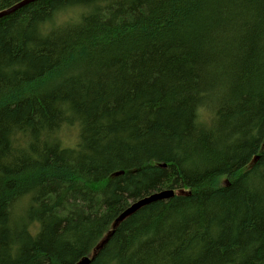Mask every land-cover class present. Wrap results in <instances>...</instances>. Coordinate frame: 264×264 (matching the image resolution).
<instances>
[{
  "label": "trees",
  "instance_id": "16d2710c",
  "mask_svg": "<svg viewBox=\"0 0 264 264\" xmlns=\"http://www.w3.org/2000/svg\"><path fill=\"white\" fill-rule=\"evenodd\" d=\"M93 255L264 264V0H36L0 17V264Z\"/></svg>",
  "mask_w": 264,
  "mask_h": 264
},
{
  "label": "water",
  "instance_id": "95a60500",
  "mask_svg": "<svg viewBox=\"0 0 264 264\" xmlns=\"http://www.w3.org/2000/svg\"><path fill=\"white\" fill-rule=\"evenodd\" d=\"M33 1H36V0H20L19 2L15 3L11 7L0 11V17L3 16V15H6V14L13 13L16 10H18L19 8H21L24 5H26V4L30 3V2H33ZM174 194H175V191L172 190V189H168V190H165V191H162V192L154 193L153 195H151L147 199H145L142 203H139L137 205L138 207H131L130 209L125 211L118 218V221L123 219V218H125L126 216L130 215L136 209H138L139 207L143 206L146 203H150V202L158 200V199H164V198L172 197ZM94 257H95V255H93L92 257H84L82 260H80L76 264H89L93 260Z\"/></svg>",
  "mask_w": 264,
  "mask_h": 264
},
{
  "label": "rangeland",
  "instance_id": "374dc122",
  "mask_svg": "<svg viewBox=\"0 0 264 264\" xmlns=\"http://www.w3.org/2000/svg\"><path fill=\"white\" fill-rule=\"evenodd\" d=\"M63 133L65 134V136L69 139H73L72 143H75L78 139V135H79V130H77V128L72 127V128H66ZM35 232V230L33 231Z\"/></svg>",
  "mask_w": 264,
  "mask_h": 264
},
{
  "label": "bare ground",
  "instance_id": "6f19581e",
  "mask_svg": "<svg viewBox=\"0 0 264 264\" xmlns=\"http://www.w3.org/2000/svg\"><path fill=\"white\" fill-rule=\"evenodd\" d=\"M161 192H162V191H161ZM145 199H147V198H145ZM145 199L141 200V202H143ZM141 202H139V203H141ZM139 203H138V204H139ZM138 204H137V205H138ZM117 220H118V219H117ZM86 257H89V256H86Z\"/></svg>",
  "mask_w": 264,
  "mask_h": 264
},
{
  "label": "clouds",
  "instance_id": "9594fccd",
  "mask_svg": "<svg viewBox=\"0 0 264 264\" xmlns=\"http://www.w3.org/2000/svg\"><path fill=\"white\" fill-rule=\"evenodd\" d=\"M83 11H87V9H82Z\"/></svg>",
  "mask_w": 264,
  "mask_h": 264
}]
</instances>
